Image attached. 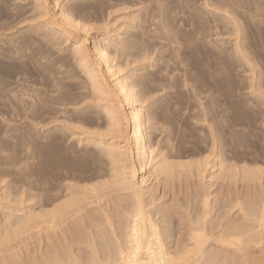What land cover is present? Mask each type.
<instances>
[{
	"label": "rangeland",
	"instance_id": "obj_1",
	"mask_svg": "<svg viewBox=\"0 0 264 264\" xmlns=\"http://www.w3.org/2000/svg\"><path fill=\"white\" fill-rule=\"evenodd\" d=\"M58 2L73 18L88 25L90 34L98 35L104 45H109L110 39L123 40L125 51L117 52L109 46L130 83L150 74L151 85L142 93L152 148L157 154L167 155L174 165L191 166L173 168L175 172L168 178L147 177L150 192L154 189V206L165 217L166 222L160 220L162 227L174 230L190 199L206 191L221 197L230 186L241 190L246 181L264 189V162H250L254 156L264 159V0ZM153 15L162 26L156 37L145 33ZM40 16L34 0H0V206L11 204L35 212L62 202L70 182L91 188L110 180L109 164L97 154L100 148L79 144L70 129L76 126L103 131L101 108L93 103L90 89L83 88L84 82L88 85L87 77L77 64L71 44L60 35L52 37L53 30L42 23ZM105 27L111 28L110 39L102 35ZM131 33L137 36L132 46ZM135 90L140 92V86ZM250 106L256 108V120L254 133L246 129L245 137L251 142L245 150L230 143L236 138L230 130L240 119H248ZM150 114L162 121L163 131L152 130ZM211 128L220 137L225 155L233 159L226 165H236L235 160L238 166L245 165L247 160L251 163L247 168H263L261 178L252 183L242 180L236 174H240V168L233 170L238 178L231 169L225 176L216 172L214 177V169L209 166L201 174L196 163L209 153L207 135ZM61 171L75 179L63 180ZM140 173L136 176L139 180ZM49 187L59 196H45L44 190ZM114 188H105L102 196H92L88 191L91 196L82 202L86 206L67 224L83 232L89 230L87 225L97 229L106 222L108 213L120 231L121 214L130 209L131 200ZM147 198L150 203L151 197ZM26 235L0 244V264L29 263L34 254L41 256L48 246L46 237L42 240L36 233ZM83 247L87 264L89 255ZM100 247L102 251L105 244L100 243Z\"/></svg>",
	"mask_w": 264,
	"mask_h": 264
},
{
	"label": "bare ground",
	"instance_id": "obj_2",
	"mask_svg": "<svg viewBox=\"0 0 264 264\" xmlns=\"http://www.w3.org/2000/svg\"><path fill=\"white\" fill-rule=\"evenodd\" d=\"M34 1L42 16V23L53 30L52 37L58 38L60 35L65 42L71 44L77 64L87 77L88 85L84 82L83 88L85 91L90 89L93 103L101 108L105 119L103 131L67 126L73 131V135H77L79 144L87 143L85 146L100 148L99 152L98 149L96 151L109 164L110 180L91 188L70 182L66 185V195L63 194L65 199L42 212H35L32 208H14L11 204L3 203L4 206H0V244L9 243L26 234L30 236L36 233L42 240L46 237L48 246L42 253L40 251L41 256L34 254L31 263L22 261L21 264H86L83 246L87 247L89 255L88 261L85 260L87 264H264V189L257 182V185L252 183L256 178H261L259 176L264 169L247 168V160L246 166L239 165L243 167H239L236 160V165L227 166L226 163L233 159L225 155L220 137L211 128L207 135L209 153L196 163L200 173L203 174L208 166L215 170L212 175L219 172L221 176L230 169L232 172L238 170L241 174L236 172L239 178L251 180L248 182L253 185L246 181L247 185H242L241 190L231 189L230 186L221 197L207 191L202 196H194L190 199L188 210L181 212L174 230H170L168 226L162 227L160 220L164 222L165 217L161 215V209L154 206V189L153 193L150 192V178L147 177L154 176L155 180H160V175H166L168 178L177 166L187 168L188 165H174L167 155L163 156L162 152L157 154L152 148L146 129V105L142 93L151 85L150 74H142L134 83H130L129 76L123 72L124 68L111 55L113 51H110L112 49L109 45L117 52L126 49L119 37L110 39L113 34L111 28L106 26V32L102 34L110 39L106 46L98 35L90 34L88 25L73 18L58 0ZM161 29L162 26L158 25L157 18L153 15L145 33L156 37ZM129 37L130 45H135L136 34L131 33ZM88 43L91 44L90 47ZM137 85L140 86V92L135 90ZM239 109L245 110L242 105ZM248 112V119H240L230 130V134L236 136L230 143L236 147L242 146L245 150H249L247 143L251 142L245 137L246 129L254 133L252 125L256 120V108L250 106ZM149 122L154 132L165 128L162 121L153 114H150ZM165 139L170 148V137L167 135ZM250 158V162L255 165L264 162V159L257 156ZM63 172L60 174L63 180L75 179L73 175ZM139 172L140 180L136 178ZM110 187L118 188L131 200L127 215L125 211L124 215L121 214L120 231H117L108 213L104 215L106 222L97 225V229L87 225L89 230L83 232L76 225L67 224L77 212L84 209L86 204L82 202L90 195L89 192L93 193L92 196H102V190ZM52 192L51 188L44 190L45 196H55ZM147 196L151 197L150 203ZM151 208L156 211L153 212ZM100 243L101 246L105 244L102 251ZM7 249L9 250L8 247Z\"/></svg>",
	"mask_w": 264,
	"mask_h": 264
}]
</instances>
